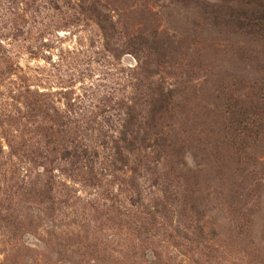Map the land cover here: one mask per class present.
<instances>
[{
    "label": "rangeland",
    "instance_id": "rangeland-1",
    "mask_svg": "<svg viewBox=\"0 0 264 264\" xmlns=\"http://www.w3.org/2000/svg\"><path fill=\"white\" fill-rule=\"evenodd\" d=\"M264 0H0V264H264Z\"/></svg>",
    "mask_w": 264,
    "mask_h": 264
},
{
    "label": "trees",
    "instance_id": "trees-1",
    "mask_svg": "<svg viewBox=\"0 0 264 264\" xmlns=\"http://www.w3.org/2000/svg\"><path fill=\"white\" fill-rule=\"evenodd\" d=\"M255 21L250 24H244V27H247L250 34L259 35L263 34V20L261 18H253Z\"/></svg>",
    "mask_w": 264,
    "mask_h": 264
}]
</instances>
